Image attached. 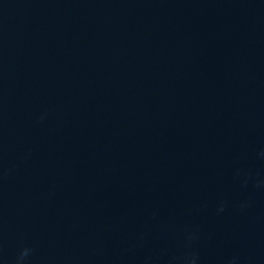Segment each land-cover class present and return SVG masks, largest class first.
<instances>
[{"label": "water", "instance_id": "water-1", "mask_svg": "<svg viewBox=\"0 0 264 264\" xmlns=\"http://www.w3.org/2000/svg\"><path fill=\"white\" fill-rule=\"evenodd\" d=\"M0 264H264V0H0Z\"/></svg>", "mask_w": 264, "mask_h": 264}]
</instances>
